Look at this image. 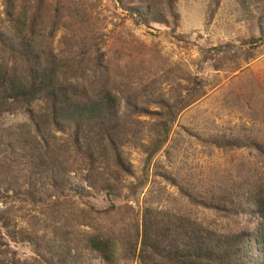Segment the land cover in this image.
Masks as SVG:
<instances>
[{"label":"rangeland","instance_id":"obj_1","mask_svg":"<svg viewBox=\"0 0 264 264\" xmlns=\"http://www.w3.org/2000/svg\"><path fill=\"white\" fill-rule=\"evenodd\" d=\"M126 2L141 16L118 0H0V64L21 66L4 45L2 26L21 20L27 30L40 28L70 81L111 91L120 115L143 126L121 149L122 168L90 171L76 163L63 172L65 181L47 178L50 193L37 186L20 197L26 202L1 189L12 199L0 198V264H42L19 233L39 238L46 227L69 232L72 264H106L88 248L91 235L112 240L115 264H139L149 209L181 212L226 237L245 234L246 247L230 264H261L252 238L256 211L240 203L231 213L210 207L218 187L224 196L264 184V41L248 45L260 37L256 20L243 19L236 0H172L166 24L145 25V3ZM162 122L171 131L157 151ZM25 123L24 113L4 119L6 127Z\"/></svg>","mask_w":264,"mask_h":264},{"label":"trees","instance_id":"obj_2","mask_svg":"<svg viewBox=\"0 0 264 264\" xmlns=\"http://www.w3.org/2000/svg\"><path fill=\"white\" fill-rule=\"evenodd\" d=\"M140 1L150 14L143 21L145 25L150 20L166 24L167 12L172 13V0ZM236 2L243 19L256 20L260 37L248 43L255 48L264 41V0ZM118 3L141 16L140 10L130 8L126 0ZM256 14L258 18L254 19ZM1 29L4 45L21 66L10 69L0 64V190L13 192L19 201L26 202L20 197L29 198L38 192L34 189L37 186L42 194L50 193L46 180L57 184L65 181L63 175L76 163L84 164L90 171L124 167L121 149L139 139L143 126L134 122L131 114L120 115V102L111 91L93 92L70 81L44 30H27L21 20ZM130 99L127 101L132 107ZM133 107L144 113L138 104ZM19 113L27 116L28 123L4 126L6 116ZM160 130L157 151L168 143L171 131L166 122L160 124ZM27 183L29 189L24 187ZM217 189L218 201L210 206L213 210L231 213L243 204L252 207L260 217L252 238L256 256L264 264V184L254 189H231L224 196L222 187ZM111 191L110 187L105 189L109 196ZM1 197L12 199L9 195L0 194ZM170 213L147 211L149 224L145 226L139 264H230L241 251L239 247H246L245 234L226 237L181 212L177 216ZM11 224L9 220L7 226ZM50 228L46 227L39 238L28 231L19 234L24 233V241L32 246L42 264L75 262L71 256L75 242L69 232L51 228L53 238H47ZM87 245L106 264H115L116 251L111 239L91 235L87 237Z\"/></svg>","mask_w":264,"mask_h":264}]
</instances>
